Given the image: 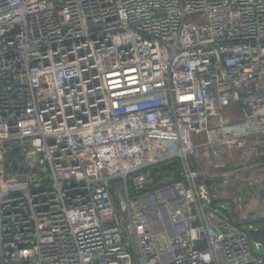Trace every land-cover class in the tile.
Returning <instances> with one entry per match:
<instances>
[{
    "label": "built area",
    "instance_id": "obj_1",
    "mask_svg": "<svg viewBox=\"0 0 264 264\" xmlns=\"http://www.w3.org/2000/svg\"><path fill=\"white\" fill-rule=\"evenodd\" d=\"M255 137L264 0H0V264H264V228L216 210L264 220V171L224 158Z\"/></svg>",
    "mask_w": 264,
    "mask_h": 264
},
{
    "label": "rangeland",
    "instance_id": "obj_2",
    "mask_svg": "<svg viewBox=\"0 0 264 264\" xmlns=\"http://www.w3.org/2000/svg\"><path fill=\"white\" fill-rule=\"evenodd\" d=\"M227 113L230 115L228 120H236L239 117V107L234 106L227 110ZM193 142L197 144H201L205 142V136H192ZM231 152V151H230ZM233 157L230 159L232 163L235 164H241L238 169H245V168H252L254 164L260 161H264V138L255 137L250 138L247 141V144L244 146L243 149H234L232 150ZM21 154L19 153L18 149L15 147H11L7 151V155L5 157V168L10 178H14L15 182H19L22 179V175H24V169L20 166L19 163L21 161ZM209 158L207 151L205 149H199L197 156L192 159V162L199 172L206 173L211 176H219L221 174L220 171L212 170L208 168L207 164L209 163ZM250 171V170H249ZM245 176H242L244 178H249L253 174L247 173L243 174ZM241 177V178H242ZM219 185V184H217ZM231 188V187H230ZM229 188H224L222 186H218V190L224 196V192H229ZM224 198V197H223ZM244 205H242L243 207ZM225 209L230 213L232 212V208L229 204H225ZM217 216L219 218H224V215L221 213H217ZM261 217V216H260ZM263 219H259L258 222L252 223L251 225L253 228L256 229H263L264 224L261 222ZM260 221V222H259ZM253 222V220H252ZM255 222V221H254ZM237 224L239 225H245L246 223H251L248 219L245 221L237 220ZM251 248L254 253L259 254L261 256H264L263 248H257L256 244L252 241H250Z\"/></svg>",
    "mask_w": 264,
    "mask_h": 264
},
{
    "label": "crops",
    "instance_id": "obj_3",
    "mask_svg": "<svg viewBox=\"0 0 264 264\" xmlns=\"http://www.w3.org/2000/svg\"><path fill=\"white\" fill-rule=\"evenodd\" d=\"M232 154H233L232 151L231 152L230 151L229 152H224V158L228 162H231L230 159L233 157ZM208 165H209V163L207 164V166ZM263 165H264V161H260L259 163L257 162L256 164H254V166L252 168H245V169L239 170V174L240 175L247 174V173H251L253 175L259 174L262 171H264V166ZM243 176H245V175H243ZM262 189L264 190V187ZM228 190H229V192L240 193V194H244V195H247V194L250 193V189L249 188L238 187V186H232ZM229 192H224V194L226 195ZM224 199H225V197L223 198V201H221L218 205L219 206H224V208H225V204H229L231 206L232 212H230L229 214L231 215L234 223H236V221L238 219L241 220V221H245L247 219L249 221H251V223H246V224L256 223V222H258V220L260 219V216L262 215L261 212L263 210L259 206H257L254 202L253 203H251V202L250 203H246L242 207V205H236V204H234L232 202H226ZM252 220H253V222H252ZM261 222H264V220H261ZM262 224H264V223H262Z\"/></svg>",
    "mask_w": 264,
    "mask_h": 264
},
{
    "label": "water",
    "instance_id": "obj_4",
    "mask_svg": "<svg viewBox=\"0 0 264 264\" xmlns=\"http://www.w3.org/2000/svg\"><path fill=\"white\" fill-rule=\"evenodd\" d=\"M173 182H174V176H173V174L170 175L169 177H166L165 175H163L162 178H161V180L157 183L156 186L157 187H163V186H166V185L171 184ZM216 210L218 212L224 214L228 220H232L231 215L224 208L218 207ZM168 229H169V234L172 235V231H171V228H170L169 223H168ZM251 241L254 242V243H259L262 246L263 251H264V238H263V233H260L257 236L251 237Z\"/></svg>",
    "mask_w": 264,
    "mask_h": 264
},
{
    "label": "trees",
    "instance_id": "obj_5",
    "mask_svg": "<svg viewBox=\"0 0 264 264\" xmlns=\"http://www.w3.org/2000/svg\"><path fill=\"white\" fill-rule=\"evenodd\" d=\"M179 171H180V165L178 161L167 163L162 168V173H170V174L173 173L175 176L178 175Z\"/></svg>",
    "mask_w": 264,
    "mask_h": 264
}]
</instances>
